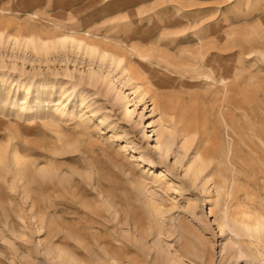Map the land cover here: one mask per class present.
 Wrapping results in <instances>:
<instances>
[{
  "label": "rangeland",
  "instance_id": "1",
  "mask_svg": "<svg viewBox=\"0 0 264 264\" xmlns=\"http://www.w3.org/2000/svg\"><path fill=\"white\" fill-rule=\"evenodd\" d=\"M228 108L262 128L264 0H0V264H264L231 235L264 199L195 159Z\"/></svg>",
  "mask_w": 264,
  "mask_h": 264
},
{
  "label": "bare ground",
  "instance_id": "2",
  "mask_svg": "<svg viewBox=\"0 0 264 264\" xmlns=\"http://www.w3.org/2000/svg\"><path fill=\"white\" fill-rule=\"evenodd\" d=\"M57 43L61 47L66 48L67 46H69L70 49L79 50V51L81 50L86 55L95 53L97 50V49H93L85 40H78L72 36H65L63 38H60ZM42 46L45 45L42 44ZM210 80L213 81V79ZM229 87H230L229 85H225L223 89V96H222L223 100H221L219 104L220 110H221V106L229 107V99H230V92H228ZM227 110H229V108ZM227 110L225 112L223 111L224 113L220 112V116L222 118L221 119L222 121L220 123L222 126L226 128V130L229 131V133L232 136V140H230L231 147H229L228 150L225 152L222 150L218 137L219 129L214 128V133L212 138L214 145L208 150H199L195 158L199 162V174L203 175L204 179L207 178V181L206 182L204 181L206 184L210 183L213 186L215 194L217 195L216 197L219 196L230 197L231 195L232 196L235 195L237 193V191L235 190V183L239 181L241 175H245L246 179H249L251 181L250 182L251 186L249 187V189H246V193L248 195L252 193L255 197H262L264 199V184L263 186H260L257 183L259 180L264 182V119L261 118L262 119L260 120L261 122L258 123L260 124L259 126H262V128L258 130L257 120L256 118H254L255 116L254 112L245 113L244 117L246 118L247 123H244V128H246L245 131L246 133H244V136L241 140L238 137L236 138V136H238L239 133L238 130H240L239 128H243L241 126L243 124L240 125L238 121L232 118H231L232 120L228 119L226 117V112L227 113L229 112L232 116L233 115L235 116V112H234L235 110L233 111L234 114L230 110L229 111ZM229 113L228 116H231L229 115ZM203 114H204L203 118L205 119L206 111H204ZM258 118L260 119V117ZM201 129H202L201 131L206 132L207 129L206 120L203 121ZM151 132H153V134L151 133L152 137L157 136L154 129ZM205 134L202 137L203 144L208 143L209 141V138L205 137ZM165 144L167 147L171 146L172 143L169 137H166ZM154 149L155 151L161 150V143L159 142L158 138L156 139V145ZM243 153H245V155L242 156ZM222 156H224V165L222 160L220 159ZM229 167L233 168L234 170L232 175L233 182L231 181L232 182L231 184L229 182L230 180V175L228 173ZM224 171L227 172V174L224 173ZM232 222H233V228L231 229V235H232V240L236 241L233 242L235 246H238L240 244L238 242L240 238H245L247 241L246 244L250 246L254 244V246H256L255 249H258V245L260 247L263 246L264 248V208L263 209L249 208L248 211H244V212L236 211L235 218L233 219ZM236 254H238L237 257H235L236 262L242 260L241 256H245V253H243L241 250H238V253ZM244 264H250V263L248 261H245Z\"/></svg>",
  "mask_w": 264,
  "mask_h": 264
}]
</instances>
